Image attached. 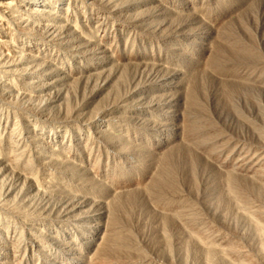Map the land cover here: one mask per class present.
Masks as SVG:
<instances>
[{
	"label": "rangeland",
	"instance_id": "374dc122",
	"mask_svg": "<svg viewBox=\"0 0 264 264\" xmlns=\"http://www.w3.org/2000/svg\"><path fill=\"white\" fill-rule=\"evenodd\" d=\"M52 11L0 102V264H231L264 203V0Z\"/></svg>",
	"mask_w": 264,
	"mask_h": 264
},
{
	"label": "bare ground",
	"instance_id": "6f19581e",
	"mask_svg": "<svg viewBox=\"0 0 264 264\" xmlns=\"http://www.w3.org/2000/svg\"><path fill=\"white\" fill-rule=\"evenodd\" d=\"M55 3L56 0H0V102H6L3 99L6 100L12 90H19L17 81L26 83L28 78H32L28 68L31 66V60H26L23 56L44 47H55L52 40L44 36L42 31L45 25H56L52 19L45 17V14L53 13ZM49 4L51 5L48 6ZM60 7L62 8V5ZM64 16L60 9L61 19L67 20ZM6 105L11 109L10 103ZM28 120L35 121L31 117ZM257 205L256 210L249 215L255 225V237L249 240L250 237L237 233L230 237V240L227 239L230 254L225 253L231 264H264V203ZM11 207L8 203L0 201V222L13 214Z\"/></svg>",
	"mask_w": 264,
	"mask_h": 264
}]
</instances>
